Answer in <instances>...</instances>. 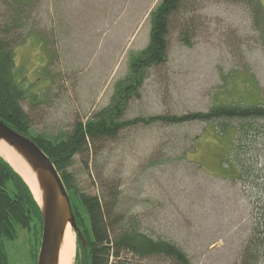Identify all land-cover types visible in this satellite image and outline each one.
Listing matches in <instances>:
<instances>
[{
  "label": "rangeland",
  "instance_id": "obj_1",
  "mask_svg": "<svg viewBox=\"0 0 264 264\" xmlns=\"http://www.w3.org/2000/svg\"><path fill=\"white\" fill-rule=\"evenodd\" d=\"M22 1L0 0V34L11 15L25 39L15 47V74L29 91L22 106L31 133L60 139L75 123L114 107L117 86L133 79V61L150 43L152 13L162 0ZM188 6L195 9L192 45L181 42L176 19L167 61L144 71L139 96L127 101L120 119L264 104V33L249 6L236 0H191ZM19 7L24 13L15 19ZM222 131L220 124L198 121L140 123L76 155L70 171L89 195L104 198L110 185L120 188L117 211L176 243L189 264H242L253 206L237 179V135ZM263 132L264 122L249 134L262 139ZM39 225L32 220L29 229L18 227L16 239L3 240L9 264H35ZM142 264L171 263L155 258Z\"/></svg>",
  "mask_w": 264,
  "mask_h": 264
},
{
  "label": "trees",
  "instance_id": "obj_2",
  "mask_svg": "<svg viewBox=\"0 0 264 264\" xmlns=\"http://www.w3.org/2000/svg\"><path fill=\"white\" fill-rule=\"evenodd\" d=\"M21 4L22 0H18ZM191 0H162L151 17L150 43L133 61V79L119 84L113 108L95 115L91 122H77L68 136L49 139L31 133V122L22 103L28 99V92L16 80L15 47L24 42L11 22L5 23L0 34V119L21 134L31 137L53 160L60 173L72 203L77 227L86 247L78 242L75 264H142L149 259H165L171 264H189L190 260L176 243L148 234L136 216L127 217L117 211L120 188L109 186L108 197L89 195L75 183L70 169L76 155L90 152L91 146L104 138L115 139L125 128L137 124L181 125L191 121L220 124L222 132L232 129L237 135L233 139L236 166L244 186L246 198L252 204L251 234L245 244L242 264H264V132L262 139L250 137V130L257 129L264 122V104L260 105H218L206 113L185 116H155L148 119L122 120L127 101L139 96L143 73L154 65L167 61L173 24L180 20L181 42L192 45L194 8L188 6ZM249 6L255 26L264 33V7L259 0H236ZM190 7V8H189ZM15 9L16 18L24 13ZM8 18V14H6ZM27 38V37H26ZM118 100V102H117ZM233 123V124H232ZM244 135V136H243ZM242 146L237 140H243ZM253 139V140H252ZM247 147V148H246ZM234 178V179H236ZM29 187L16 170L0 156V264H9L4 239L14 240L18 227L29 229L32 220L37 221L39 231L43 230V217L39 205ZM38 252V251H37ZM37 252L34 256L37 264Z\"/></svg>",
  "mask_w": 264,
  "mask_h": 264
},
{
  "label": "water",
  "instance_id": "obj_3",
  "mask_svg": "<svg viewBox=\"0 0 264 264\" xmlns=\"http://www.w3.org/2000/svg\"><path fill=\"white\" fill-rule=\"evenodd\" d=\"M0 140L11 145L35 175L33 182L18 173L35 197L43 217L42 241L37 264H60L61 246L69 226L75 232L77 245L80 241L86 247L77 227L70 196L62 177L53 160L31 137L21 134L1 119Z\"/></svg>",
  "mask_w": 264,
  "mask_h": 264
},
{
  "label": "bare ground",
  "instance_id": "obj_4",
  "mask_svg": "<svg viewBox=\"0 0 264 264\" xmlns=\"http://www.w3.org/2000/svg\"><path fill=\"white\" fill-rule=\"evenodd\" d=\"M0 154L14 167L17 173L23 175L28 181L35 182V175L27 162L11 145L3 140H0ZM76 250V235L71 226H69L61 246L60 264H73L76 257Z\"/></svg>",
  "mask_w": 264,
  "mask_h": 264
}]
</instances>
